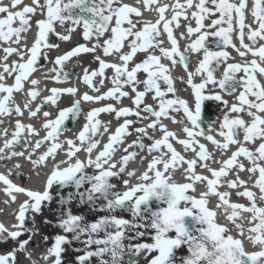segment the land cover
I'll return each instance as SVG.
<instances>
[{
    "label": "snow or ice",
    "instance_id": "6c2138e0",
    "mask_svg": "<svg viewBox=\"0 0 264 264\" xmlns=\"http://www.w3.org/2000/svg\"><path fill=\"white\" fill-rule=\"evenodd\" d=\"M135 4L142 7L123 0H30L29 4L10 0L9 5L0 6V14H4L0 18V45H4L0 55V124L4 118L15 117L11 132L7 127L0 128V161L23 158L38 169L47 167L49 158L54 161L58 151L66 156L45 175L42 189L13 183L9 178L13 169L0 173V183L9 197L5 203H15L16 194L26 197L15 214L14 230L0 223V245L9 241L14 245L0 254V264H17V253L26 252L38 234L36 218L53 204L59 206L55 220L45 218L43 223H54L60 231L53 237L42 236L48 247L39 264H90L92 258H98L99 264H141V259L145 264H264V84L257 78H264V0H135ZM145 12H155V21L143 19ZM37 16L40 18L34 19ZM248 17L250 22H246ZM182 19L187 22L185 31L177 36L175 30L182 27ZM33 26L35 33L29 46L27 34ZM78 28L85 43L50 58L48 50L60 47L50 38L70 42ZM162 35L169 47L163 46ZM234 36L238 44L233 42ZM210 37L218 50L210 47ZM180 40L189 41L183 50ZM229 48L244 58L242 62H229ZM98 50L101 55L93 56L97 67H84L79 77L98 94L80 93L71 86L51 87L46 89L49 94L32 107L41 97L40 81L31 78L40 67L41 57L53 64L46 78L64 84L75 75V65L72 71H66L67 63ZM140 53L143 58L133 62ZM249 54L251 60L246 59ZM13 55L18 59L9 63ZM192 56L199 57L195 65ZM108 57L116 60L105 59ZM178 64L186 74L180 79L191 89V103L176 95L172 70ZM107 70H111V76ZM9 78L13 80L10 85L5 82ZM106 80L111 87L100 92ZM26 83L29 88L21 105L14 94L24 93ZM62 96L74 99L60 108ZM225 97H232L233 102ZM124 98L131 106L117 107ZM101 101L115 103L89 109L74 138L60 140L64 131L70 130L68 124L81 116L82 102ZM207 102L218 104L223 113L216 128L215 121L204 124ZM45 105L57 108L56 114L44 110ZM25 112L30 120L42 116L39 127L23 122ZM101 113L124 119L109 132L98 119ZM173 114H179V118ZM164 120L180 125L183 138ZM142 121L147 123L135 126ZM132 132L136 138L123 148L124 155L114 159L119 145ZM103 133H109L107 142L93 157ZM144 139L151 142L145 144ZM201 139L226 158L214 159ZM174 143L182 151H177ZM17 147L22 150H15ZM81 151L86 153L85 159L77 157ZM140 152L151 159L137 175L128 165ZM145 159L140 156L141 162ZM13 167L19 170L21 165ZM198 167L201 172L196 171ZM87 168H93V173L88 174ZM179 170L184 182L173 180ZM242 172L249 174L251 185L241 179ZM16 175L22 173L17 171ZM114 179L120 181L123 191L117 189ZM198 184L205 190L190 194L197 191ZM223 187L234 190L247 203L232 201V191H220ZM210 197L217 199L213 208L208 206ZM74 208L103 214L90 220ZM29 213L32 227L27 226ZM221 214L226 223L218 222ZM25 235L26 239H20ZM246 242L251 250L246 249ZM76 243L83 248H74ZM70 249L79 254L66 259Z\"/></svg>",
    "mask_w": 264,
    "mask_h": 264
},
{
    "label": "bare ground",
    "instance_id": "6f19581e",
    "mask_svg": "<svg viewBox=\"0 0 264 264\" xmlns=\"http://www.w3.org/2000/svg\"><path fill=\"white\" fill-rule=\"evenodd\" d=\"M124 3H128L130 5H134L137 7H142L141 5H137L135 4V0H123ZM165 3H172L173 0H164ZM181 2H183V0H181ZM10 0H0V6H6L9 5ZM30 0H23V4H29ZM23 6V5H22ZM4 14H0V18L3 17ZM40 17H34V19H39ZM157 18V15L155 12H145L143 19L146 20H152L155 21V19ZM215 18V17H213ZM133 19H136L135 17H133ZM246 22H250V17H248L246 19ZM181 25L182 27L178 30H175V34L177 36H179V32H183L185 31V28L183 27V25H185L187 22H185L183 19L181 20ZM193 26L194 25V21L192 22ZM205 23H210V20H206ZM14 26H18V22L17 24H14ZM60 29L57 28V31H59ZM82 31V29H77V32L73 34L72 36V40L70 42H62L59 41L58 44L60 45V47L58 49H53V50H48V55L49 57H54L58 54L63 53L65 50L70 49L71 47H73L75 44L77 43H85L81 38H80V32ZM35 33V27L33 26L32 30L27 34L28 36V44L29 46L31 45L33 36ZM245 33H247V30H245ZM52 40V42L54 43L53 39H55V37H51L50 38ZM160 39L165 40V44L163 45L164 47H169L166 37L164 35H162L160 37ZM211 40L212 38H209V44L210 47H214L215 45L211 44ZM188 40H180V49L183 50L184 46L188 43ZM233 42L238 44V41L235 39V36L233 37ZM90 43V42H88ZM245 43H248L247 39L245 38ZM4 45H0V55H2V47ZM127 50V49H125ZM243 50V49H241ZM228 52L230 53L232 59L229 60V62H242V60L244 58H241L239 56V54L237 53L236 50L229 48ZM156 54H159L158 51L156 52ZM94 55H101L100 51L98 50L95 54L92 53H88V54H82L78 57H74L72 60H70L67 65L65 70L66 71H72L73 70V65L75 66H79V69L77 70V74H76V70L75 71V75L68 80L67 82H65L64 84H55L51 79L46 78V75H51V73L49 72V70L53 67V64L49 61H45L42 57L40 59V67L38 68V70L33 73L31 78L37 79L40 81L39 85H38V89L41 92V97H38L37 100L32 104V107L34 108L36 106V104L41 102V98L43 96H47L49 93L46 91L47 88H51V87H77L79 89L80 93H83L85 91H88L89 94H98V93H92L90 89L87 88L86 85H84L83 83L80 82L79 77L82 75L83 73V69L84 67H88L89 69L92 68H96L97 64L94 62L93 60V56ZM142 53L138 54L137 57L134 59V62H138L140 59L143 58ZM103 58V57H102ZM253 57H251V55L249 54L246 59L251 60ZM18 58L13 55L10 57L9 59V63L11 62V60H17ZM105 59H109L112 61H115L116 58L115 57H108ZM199 59L198 56H192L191 57V63L193 65H195V63L197 62V60ZM163 63H169L167 60H163ZM264 66V65H262ZM0 71H2V69H0ZM222 71V70H221ZM107 74L108 76L112 75L111 70H107ZM216 75L219 77L220 76V72H217ZM144 74L142 76H140L141 78H143ZM172 76L174 78V86L177 89L176 95L178 97H182L186 100H188L190 103L192 101V95H191V89L186 85V83L181 82V77H185L186 78V74L183 71V68L178 64L177 66H175L172 70ZM258 79H260L261 83L264 84V78L260 77L259 75L257 76ZM197 82L199 81V78H196ZM99 81V77L96 78L95 82L98 84ZM7 84H12L13 80L11 78L7 79L5 81ZM111 87V82L110 80H106L105 84L103 87L100 88V92H104L107 90V88ZM29 88V85L26 83L24 86V93H15L14 94V98L16 103L18 104H23V101L25 99V93L27 92ZM124 90H128L127 88H125ZM226 99L229 100V102H233V98L232 97H225ZM74 99L73 97L70 96H62L61 99L58 102V107L62 108L65 107L67 105H69V103L71 102V100ZM149 102H152L149 98ZM107 103H115L114 101H101L100 103H81V116L79 117L78 120H76L74 123L70 122L68 124V128L70 130H66L64 131V133L61 135L60 140L64 141L65 138H74V136L79 132V130L81 129L82 125L85 123V114L86 112L94 107H100L104 104ZM117 107H122V106H131V102L127 99L124 98L122 100L121 104L116 105ZM44 110L50 111L53 113V116L56 114L57 112V108L52 107L51 105H45L44 106ZM173 115H177V118H179V114H173ZM223 113L220 112L218 113V115L213 116V118L209 121H215L216 123L213 124V128L218 127L219 125V119L218 117H222ZM132 119H136L135 117H131ZM246 120L248 119L247 116L244 117ZM14 119L13 118H4V122L3 124H0V128H4L7 127L9 129V132L12 131L13 127H14ZM23 122L24 123H32L35 126L39 127V125L42 123V116H39L38 118H36L35 120H30L28 118V114L27 112H25L24 117H22ZM98 119L102 122V124H106L109 128V132H112L115 130V128L118 126L119 123L123 122V117L120 118L119 120H117L114 116V114H108V113H101L98 117ZM203 120H204V124L205 126H207L208 122V118H207V113L204 109L203 112ZM110 122V123H109ZM147 121H142V122H138L135 126L139 127V126H143V124H146ZM163 123H165L168 128L170 130H173L177 133V135L181 136V138H183V133L181 132V126L178 124H173L170 120H164ZM131 131V130H130ZM101 132H103V128L101 127ZM108 134L109 133H103V135H101L99 137L100 140V144L98 146V148L96 150H94L93 152V157L96 155V153L98 151L101 150L102 146L104 143L107 142L108 139ZM44 135V132L41 131V136ZM136 133L132 132V134L128 135L125 139H124V144L119 145L118 150L116 151L115 155H114V159L118 160V158L122 155H124L125 153L123 152V148L125 146H127V144L131 143L132 140H134L136 138ZM145 144L150 143L151 141L144 139L143 141ZM3 140L2 138H0V145H2ZM201 143H207L208 146V150L209 152L213 153V158L216 160H222L224 158H226L225 156L221 155V153L217 150H215L214 146L211 145L210 143L204 141L201 139ZM258 143V142H257ZM47 147V144L41 148L39 151L43 152L45 150V148ZM174 147H176L177 151H182V147L178 144L174 143ZM251 147V146H250ZM64 148L67 149V145H64ZM15 150L20 151L22 150L20 147H17ZM155 155H158L159 153H154ZM188 158L192 157V153L188 152L187 154ZM140 156H145L146 159L141 162L140 161ZM77 157L80 159H85L86 158V153H84L83 151L77 153ZM35 158V157H34ZM66 159V156L64 154L63 151H58L55 160L53 161L51 158H49V160L47 161V167L41 166L38 169H33L32 165L25 159L23 158H13L12 160H9L7 162L4 161H0V173H4L7 174L9 169H13V174L9 177L13 183L20 185L22 187L25 188H31V189H42V185H43V181H44V177L45 175H47V173L51 170V168L53 167L54 164H59L61 160ZM151 159V156H148L146 152H140V154L136 157L135 162H131L129 163L128 167L130 170L134 169L137 172V175L140 174V172H142L145 168L146 165L148 163V161ZM243 159V158H241ZM245 163V165L247 166V162L243 161ZM16 163H19L21 165V168L19 170L14 169V165ZM66 165L64 164H60V167H65ZM212 167H218V165L216 164H212ZM91 169L94 171L93 168H87L86 170ZM19 171L20 173H22L21 176L16 175V172ZM197 172H201L202 170L198 167L196 169ZM37 172H39V175H37ZM204 175H208L207 172L203 173ZM248 173L246 172H242L240 173V177L241 179L247 180L248 184L251 185L252 181L248 180ZM229 178H232L231 176ZM254 179V178H253ZM173 180L176 182H184L183 180V172L182 170L176 171L173 174ZM135 178H133L132 183H135ZM199 185V184H198ZM202 187L203 190L204 186L203 185H199ZM4 185L2 183H0V222L9 230H14L12 229V225L16 223L15 220V214L18 210V206L19 204L26 199V197L22 194H16L17 195V199L15 203L12 202H8L5 203L6 200H9V197L4 193L3 191ZM220 191H232V196L231 199L234 202H240V203H247V201L243 198H239L235 195L234 190H229L226 187L220 188ZM253 191H257L256 189H252ZM209 206L211 208H213L215 206V204L217 203V199L216 197H210L209 198ZM247 215V214H245ZM31 216L32 214L29 213V220L27 222V226L28 227H32V220H31ZM219 218V222L220 223H226L224 216L218 215ZM40 220V216H38L36 218V223L37 221ZM35 223V225H36ZM246 227L248 225H245ZM245 247L248 250H251L250 245L247 244V242L245 243ZM9 251V250H7ZM7 251H0L1 253H6ZM30 253V258H28V254ZM44 254V252L42 251V248L40 247V244L37 241V235L33 236L32 242L27 246V251L26 252H20L18 257H19V263L17 264H32V261H37L39 264V258Z\"/></svg>",
    "mask_w": 264,
    "mask_h": 264
},
{
    "label": "rangeland",
    "instance_id": "374dc122",
    "mask_svg": "<svg viewBox=\"0 0 264 264\" xmlns=\"http://www.w3.org/2000/svg\"><path fill=\"white\" fill-rule=\"evenodd\" d=\"M58 42H59V40L55 37L54 43H57L58 44ZM213 50H218V48H217L216 45L213 47ZM227 51H228V49H227ZM78 69H79V66H75L76 74H77V70ZM139 75L142 76L143 73H140ZM217 108H220V106L218 104H216L215 102H207L206 103L204 109H205V111L207 113L208 121H210L213 118V115L215 114ZM57 191H58V189L57 188H54L53 193H56ZM64 191L66 193L68 191V189H65ZM58 210H59L58 204H53L51 206V208L45 207L43 209V215L40 216V220H38L37 223H36V225H35V228L38 231L37 241L40 244V247L42 248V251L44 253L46 252V249H47L48 245L47 244H44L42 242V236L47 235L49 237H53L60 230L54 226V223H47L46 224V223H43V220L46 218L48 220L54 221L55 218H56V215L58 213ZM73 211L74 212H81V211H83V214L85 216H87L90 220L96 218L98 215H102L103 214V213H92V215H91V212H88V213H90V215H89L86 212V209H83L82 210L81 208H74ZM124 215H125L126 218H129V214L128 213H124ZM26 238H27V235L22 236L20 239H26ZM50 243H51V240L49 241V244ZM13 246L14 245L12 244V242L9 241V243H7V244L0 245V251L10 250ZM74 248H80V249H82L83 248V245L82 244H79V243H76L74 245ZM19 253L20 252L17 253V263H19V257H18ZM77 254H79V253H77V252L73 251L72 249H70L69 252L65 254V256H66V259H71L72 257H74ZM92 259H94V260L97 259L98 260V258H92ZM141 264H145V261L143 259H141Z\"/></svg>",
    "mask_w": 264,
    "mask_h": 264
},
{
    "label": "water",
    "instance_id": "95a60500",
    "mask_svg": "<svg viewBox=\"0 0 264 264\" xmlns=\"http://www.w3.org/2000/svg\"><path fill=\"white\" fill-rule=\"evenodd\" d=\"M1 254H3V253H1Z\"/></svg>",
    "mask_w": 264,
    "mask_h": 264
}]
</instances>
